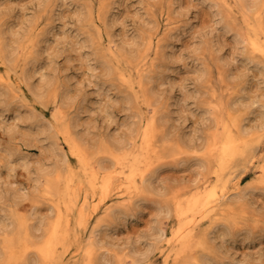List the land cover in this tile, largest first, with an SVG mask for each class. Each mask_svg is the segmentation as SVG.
<instances>
[{
    "label": "rangeland",
    "instance_id": "1",
    "mask_svg": "<svg viewBox=\"0 0 264 264\" xmlns=\"http://www.w3.org/2000/svg\"><path fill=\"white\" fill-rule=\"evenodd\" d=\"M227 1L232 14L222 9L220 0H0L6 54L11 56L14 48L18 56L23 53L17 72L44 34L39 40V64L35 63L29 80L31 87H42V96L32 97L28 86H23L27 102L0 91V264H29L36 254L31 250L18 262L3 259L1 243L14 235L13 209L20 216L30 215L36 226L46 223L56 209L55 201L44 191V176L67 161L77 167L53 118L65 96L68 100L60 107L62 115L94 165L114 162L113 149L127 143L131 128L139 125L141 116L142 125L151 116L157 119L150 144L159 154L179 143L190 148L156 162L153 169H159L151 182L152 192L140 195L146 199L141 204L125 205L120 218L103 212L106 206L119 205L108 198L105 206L102 202L92 212L99 196L94 194L96 199L86 209L91 223L79 242L86 245L91 230L99 226L96 238L110 249L109 264H116L115 255L121 253H125V264H131L133 257L142 258L141 264H177L173 256L168 258L165 242H155L156 236L162 231L166 241L177 225L175 215L167 210L174 197L198 183H216L217 163L213 162L210 170L204 168L213 161L204 144L223 130L215 113L231 99L232 113L236 109L232 105H247L235 118L243 120V128L253 131L264 122V56L247 41L240 42L239 34L247 27L235 0ZM86 4L92 6V19L87 17ZM99 16H106V25ZM248 22L255 25L253 15L249 14ZM96 29L103 31V38L90 42L88 34ZM12 36L21 40L13 43ZM147 36L153 38L150 49L143 43ZM109 39L113 40L112 49L129 57L111 74L101 61ZM259 39L264 42L263 35ZM160 43L167 44L158 49ZM138 50L143 51V60L131 58ZM121 73L131 76L132 84L121 78ZM148 76L152 78L147 80ZM260 135L246 140L254 149L251 159L238 165L229 163L228 170L235 172L234 182H238L228 197L232 203L222 214L200 224L197 231L209 230L218 222L208 235L209 242L190 253L199 261L195 264H202L205 255L210 264H264V130ZM135 143L139 148L140 139ZM87 192V187L80 188L82 196ZM241 193L244 196L239 199ZM79 243H71L61 262L40 263L36 259L33 264H82L83 252L72 255Z\"/></svg>",
    "mask_w": 264,
    "mask_h": 264
},
{
    "label": "bare ground",
    "instance_id": "2",
    "mask_svg": "<svg viewBox=\"0 0 264 264\" xmlns=\"http://www.w3.org/2000/svg\"><path fill=\"white\" fill-rule=\"evenodd\" d=\"M220 1L222 9L225 12L234 13L231 4L227 0ZM250 1L251 0H235V7L243 16V23H245L247 27H244L246 29L239 34V38L241 39L240 42L243 43L247 41L248 45L254 51L264 56V42H260V39L258 40L260 35L264 36V17L261 18L259 14L263 2L262 0H258L257 2ZM85 7L88 15L87 17L92 19V6L86 4ZM249 14L254 16L255 25L248 22ZM100 19L103 25H106V16L103 18L100 17ZM170 23L172 22H169V24ZM100 31L99 29L90 31L87 39L90 42H94L96 37L101 40L103 38V31ZM172 32L173 30L167 31V39H169ZM2 33L3 31L0 30V65L4 63L5 66L4 68L0 66V91L2 92L3 90L5 95H9L15 98V100L22 99L24 102H27V94L23 86H28V91L32 97L40 98L43 93L42 87H38V89L31 87L29 80L32 77V73L34 74V68L36 67L35 63L38 62L39 40L44 34L33 44L32 51H29L30 53L26 56L27 61L22 66L21 71L17 72L16 69L20 61L19 56L23 53L21 52L18 56L19 53L17 54V48H14L12 55L8 56L6 54ZM236 34L238 35V32H236ZM15 36H12L13 43L21 40L20 37L17 38ZM108 37H111L109 33ZM112 43L113 40L109 39V47L103 50L101 55V61L106 66L109 74L117 71L120 68L118 67L119 63L123 61L127 62L129 58L123 51L115 48V50L112 49ZM143 43L150 49L153 45V38H148L147 36L143 38ZM166 44L162 43L161 45L160 43L157 48L159 49ZM27 49H29V46ZM35 52L36 55L33 57ZM137 53L136 57L131 58H133V60H139L140 58L143 60L145 57V55L143 57V51L138 50ZM126 75L125 73H121V78L132 84L131 76L127 77ZM151 78L152 76H148L146 79L150 80ZM140 86H142V84H140ZM130 99L135 101L137 97L130 96ZM67 100L65 96L60 107L62 105L65 106ZM230 101L232 100L230 99L225 107H219L218 114L215 113L217 123L220 124L221 122L223 124L222 133L213 134L204 144V148L208 151L209 158L211 157L213 159V161L209 160L208 164H204V168L210 170L213 162L217 163L218 168L214 172L216 175V183L212 186L209 185L208 181L198 183L194 187L186 190L183 195L180 194L174 197L172 202L167 205V210L168 213L171 212L175 215L177 225L170 232V237L167 238L166 241L163 238L164 233L162 231L156 236L158 240H155V242H165L168 250V258L173 256L177 264H195L197 261L193 260L190 253L194 248L204 246L209 242L208 235L211 233V229H214V227L218 225V222H214L209 230L197 231L200 224L204 219L222 214L226 211L225 207L232 203L231 200H228V197L231 193V189L235 187L238 182H234V180L237 179L235 172L233 170H228L230 167L229 163L235 161L238 165L242 160L251 159L254 149H251L249 146L250 144H248L246 140L255 134L261 136L260 134H262L264 130V122L256 126L253 131H250V128H243V120L238 119V121H235V118L237 119V117L242 115L247 105L244 103L240 104L241 107L232 105L236 108L233 109L234 112L232 113L230 111L231 109H229V106H231L229 103ZM58 104L59 102H56V105ZM17 106L18 108L21 107L20 105ZM60 107L57 108L56 106L57 109H55L53 114L54 122L59 124L57 127L58 133L62 134L66 139L71 153L76 158L77 167L73 168V165L71 166L67 161L62 165L57 164L50 170L51 173L44 176L46 182L44 191L55 201L56 209L55 215L51 216L46 223H40L36 226V221L31 219L30 215L20 216L17 214L16 209H13L11 217L14 235L12 238L4 239L1 243L4 260L18 262V260L24 257L29 251L33 250L36 254L30 257L31 263L29 262V264H33L36 259H39L40 263L61 262L63 253L68 251L73 241L76 243L80 242L81 237L86 233L87 226L91 223L86 209L90 202L96 199L94 194L98 192L99 196L97 197V203L92 212H96L100 203L105 202L108 198V200H114L113 202L119 205L106 206L103 212L107 213L108 217L110 216L114 219L117 217L120 218L125 212L123 210L125 205H134L135 202L141 204L146 199L140 195L152 192L151 182L159 169H153L156 162L158 163L160 159L166 156L179 155L180 153L190 150V148H187V145L179 143L177 146L178 149H176L177 147L175 149H168L167 151L165 150L166 152H164V154H159L156 149L154 150L152 148V144H150L151 137L157 129V119L151 116L147 123L142 125L143 116H141L142 119L139 121V125L134 129L131 128L127 143L113 149L114 162L106 166L101 163L94 165L90 162L86 150L79 144L77 139L73 137L72 126L69 121L65 120ZM232 127L235 128V131ZM137 139L141 141L139 148L135 146V141ZM63 160L66 161L65 155ZM261 160L262 158H260L259 161ZM40 171H42V169H40ZM261 171L263 174L262 177L264 178V167L261 168ZM49 174H51V176H49ZM84 186L87 187L90 192L82 196L80 194V188ZM243 196L244 193H241L239 199ZM105 205L106 202L104 203V206ZM75 212H77V214L76 217L73 218L72 214ZM42 228V233L38 235L37 233ZM98 230L99 226H95L87 239H85L87 240L86 245L83 243L77 244L76 252L72 254L73 256H78L83 252L82 264H109L112 261L110 249L102 245L96 238ZM124 254H116L114 263L125 264V258L123 259ZM203 258L205 260L207 256L205 255ZM130 259L131 264H141L143 261L142 258L138 259L133 257ZM197 262L199 263V261Z\"/></svg>",
    "mask_w": 264,
    "mask_h": 264
},
{
    "label": "snow or ice",
    "instance_id": "3",
    "mask_svg": "<svg viewBox=\"0 0 264 264\" xmlns=\"http://www.w3.org/2000/svg\"><path fill=\"white\" fill-rule=\"evenodd\" d=\"M202 264H210L207 260H203Z\"/></svg>",
    "mask_w": 264,
    "mask_h": 264
}]
</instances>
